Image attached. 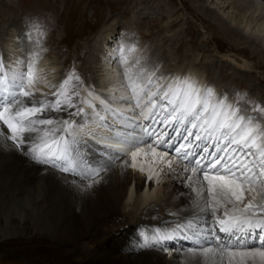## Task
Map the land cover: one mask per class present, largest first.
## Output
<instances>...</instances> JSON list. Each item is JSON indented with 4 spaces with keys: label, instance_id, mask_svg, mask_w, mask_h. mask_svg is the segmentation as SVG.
<instances>
[{
    "label": "snow or ice",
    "instance_id": "6c2138e0",
    "mask_svg": "<svg viewBox=\"0 0 264 264\" xmlns=\"http://www.w3.org/2000/svg\"><path fill=\"white\" fill-rule=\"evenodd\" d=\"M33 31L44 35L38 23L25 35ZM22 51L12 61L0 54V151L19 152L45 173L65 174L66 182L78 178L84 189L103 183L117 163L136 169L138 159L148 160L146 182L175 177L189 190L178 196L195 195L189 215L183 206L169 211L175 218L169 230L137 248L159 244L196 264H264V126L239 107L246 94L232 101L190 76L165 75L127 55L117 58L121 79L110 96L85 85L75 69L58 84L45 83L55 89L45 93L37 87L45 80L38 68L45 49L37 41ZM85 128L116 147L79 139L77 129ZM172 240L188 247L162 243Z\"/></svg>",
    "mask_w": 264,
    "mask_h": 264
},
{
    "label": "rangeland",
    "instance_id": "374dc122",
    "mask_svg": "<svg viewBox=\"0 0 264 264\" xmlns=\"http://www.w3.org/2000/svg\"><path fill=\"white\" fill-rule=\"evenodd\" d=\"M181 1L0 0V54H3V58L5 56L6 59H8L6 56L8 52H10L9 57L11 55L13 56V54L19 57L24 54L22 49L26 48L30 52L35 47L36 42L39 41L45 51L41 52L38 68L41 71V75L45 77V80L37 85L38 88L44 91L43 87L47 88L44 86L45 83L58 84L70 70L75 69L82 77L85 85L95 86L97 82L100 89H97L98 87L96 86L94 88L102 96L107 97L110 94L106 91V86L109 83L110 85L116 84L121 79L118 74L120 67L117 63L118 57L127 55L130 61H135L139 58L142 63L158 68L160 73H164L165 75L174 73L182 64L172 44L173 37H176L180 40V45L187 49V54L189 53L187 61L192 59L194 61L193 63L202 64V67L197 65L199 72L201 74L203 73L202 75H208L212 71V80L208 78L205 80L210 81L212 85L214 84L216 86L215 91L217 94L226 95L232 101H236L237 93L246 94L243 99L239 100V107L244 110L245 115L255 117L264 126V113L254 112L252 109L255 105L247 101L248 98L249 100L252 98L261 107H264V83L257 85V81H255L258 89H256L257 91H253V86H250L248 82L242 81L241 75L244 72H248L250 76L259 77L264 82L262 70L255 66L256 61L264 62V47L262 48L260 46L262 43L257 44V42L256 45H253L256 51L253 58H248V56L240 52L242 46H244L242 42H237V45L239 44L238 47L230 46L225 39L217 38L210 33L212 31L200 25L202 18H205L204 20L207 23H212L213 20L212 18L210 19L212 16L210 15L211 13L208 11H203L202 13L197 11L193 6V1L183 0L186 1V4H182ZM212 1L218 3L221 0ZM243 1H251L257 7L259 6V9L255 10L254 16L252 14L250 15L251 10L253 11L254 8L246 12V16L249 15L255 22H262L260 32L258 31L259 33H256L259 39H264V8L260 9L262 1ZM210 2V0H207L205 3L207 7H210L211 10H216L218 15L220 14L224 20L231 22V19L229 20L227 15H230L234 9L230 7L225 8L227 2L224 3L225 6L223 5L226 14H223V10H219L216 7L217 5ZM189 9H193L195 14L193 12L191 13ZM196 17H202L200 22ZM12 18L16 20V23L10 26L9 24ZM33 22L43 27L44 35H40L35 31L31 33V38L25 35V29L30 28ZM128 24L132 29H137V34L128 33L126 26ZM242 26H244V23ZM108 30H112V34L107 38L106 35L108 33L106 34V32ZM141 33H149L151 35L149 36L150 39L142 38ZM247 35L246 37H249V34ZM197 39H200L199 42L203 41L202 43L207 45L209 53H204L202 49L197 48L195 44V40ZM133 41L135 45L138 42L141 46L146 44L145 46H148L151 50H138L134 46V51L121 53L115 51L121 46L125 49L131 45L133 46ZM82 48H86L88 51H79ZM217 49L223 52L217 51ZM99 53H105L104 57H106V60L104 62L94 60L95 56H98ZM109 54L110 56H114L110 61H108L110 58ZM209 55H212V57ZM230 55H233V57ZM81 57H83V60H81ZM217 59L222 61H216ZM100 62L106 69H109L107 71L109 77H105L107 80L102 78L101 67L98 64ZM184 64L186 63L182 65ZM241 64H243L242 68L239 67ZM222 74L237 78L239 81L237 83L234 81V83L229 84L228 80L222 81L220 79ZM50 90L54 91L55 89ZM92 140L98 141L103 145L106 143L99 138H92ZM143 173V176L146 177L145 172ZM152 181L161 184L170 183L168 179L162 177L159 179L153 177ZM4 188V186H0L1 191ZM4 197H7V193L5 192L0 194L2 201L5 200ZM11 206L14 207V204H11ZM144 207L145 205H142L140 198L133 194L130 203L124 208L133 211L138 209L136 214L138 215ZM51 221L54 222L53 220ZM48 234L45 231L29 235L27 230L0 225V264L90 263L87 258H72L66 256L57 242ZM34 238L47 239L50 245H46L44 249V245H38ZM185 247H188L187 242L179 241L178 246L175 248Z\"/></svg>",
    "mask_w": 264,
    "mask_h": 264
},
{
    "label": "bare ground",
    "instance_id": "6f19581e",
    "mask_svg": "<svg viewBox=\"0 0 264 264\" xmlns=\"http://www.w3.org/2000/svg\"><path fill=\"white\" fill-rule=\"evenodd\" d=\"M189 1H193V6L197 11L201 13L208 11L212 15L210 17L207 14L210 19L212 18V23H207L204 20L205 18L196 17L199 22L202 18L200 25L212 31L209 32L217 38L225 39L230 46L238 47L239 44L237 45V42H242L244 46H242L240 52L243 55L248 56V58L250 57V59L253 58L256 51L253 45H256L257 42V44L262 43L260 46L264 47V39H259L256 33L260 30L262 22H255L249 15L246 16V12H249L251 8H254L250 12V15L252 14L253 16L255 10L259 9V6L257 7L251 1L229 0L227 2V0H221L217 3L210 0V3L217 5L216 7L219 10H223V14H226L224 10L225 2H227L225 8L230 7L234 9L230 15H227L229 20L231 19V22L224 20L220 14L218 15L216 10H211L210 7H207L205 4L207 0ZM258 1H262L260 9H263L264 0ZM181 3L186 4V1L182 0ZM189 10L195 14L193 9ZM14 23H16V20L12 18L9 25L12 26ZM243 23L244 26L241 27ZM129 24L126 25L128 33L137 34V29H132ZM172 24L174 25V23ZM111 31H105L106 34L108 33L106 35L107 38L112 34ZM247 34H249V37H246L248 36ZM140 35L142 38H149L151 36L149 33H141ZM173 40L172 44L175 47H173L175 53L178 55L180 62L186 64H181L174 73L166 75L190 76L199 85L211 86L215 90L216 86L212 85L210 81L205 80L207 78L212 80V69L210 73L208 72V75H202L203 73L201 74L198 70V66L200 67L202 64L193 63L192 59L187 61L189 54H187V49L180 45L178 38L173 37ZM199 40H195L197 48L202 49L204 53H209L207 45L202 43L203 41L199 42ZM133 45L138 50H151L148 46H145L146 44L143 46L139 45V42L135 45L133 41ZM79 51L84 52L88 51V49L82 48ZM217 51L223 52L218 49ZM104 54L99 53V57L95 56L94 60L104 62L106 60ZM9 55L10 52L6 55L8 59L4 56L6 61H12L18 56L13 54V56L9 57ZM209 56L212 57V55ZM230 56L233 57V55ZM113 57V55L110 58L108 57V61L111 58L113 59ZM81 60H83V57H81ZM216 61L222 60L217 59ZM101 62L98 64L101 67L102 78H105L109 74L107 73L109 69L101 65ZM255 66L262 70L264 74V62L256 61ZM239 67L242 68L243 64L239 65ZM241 75L242 81L248 82L250 86H253V91L258 89L255 81H257V85L264 83L259 77L250 76L248 72H244ZM106 78L105 80H107ZM220 79L222 81L228 80L229 84L239 81L237 78L224 76L223 74L220 76ZM116 85L117 83L111 85L109 83L106 86V91L110 95L114 94ZM95 86L98 87L97 89H100L97 82ZM43 89L45 93L51 92L50 89L44 87ZM221 96L223 95L221 94ZM49 98L52 97L49 95ZM247 101H254V99L251 98L249 100L248 98ZM52 115L55 116L56 114L52 113ZM89 130V128H85L83 131L77 129L76 135L79 139L90 141L98 146L108 145L106 143L103 145L98 141L92 140V138H101L99 135L89 137L87 134ZM95 131L99 132L100 130L96 129ZM107 147L115 148L116 145H108ZM0 158H2L0 160V186L5 187L2 189L3 191L0 190V194L7 193V197H4L5 200L2 201L0 199V225L27 230L29 235L47 231L66 256L87 258L90 261L89 264H196L195 259L185 255L183 252L161 251L159 244L148 248L136 247L137 245L146 243L148 236L169 230L172 220L175 219L169 216V211H175L183 206L182 215H189L191 212L189 201L195 195L194 193H190L186 196H178L177 193H184L189 190L186 186H181L175 177L171 179L165 178L170 181V183L166 184L155 181L146 182L148 160L138 159L136 169L130 166L122 168L117 163L113 166L112 172L107 174V178L103 183L96 184L91 189H84L79 187L80 180L78 178L69 177L68 182H66L65 174L57 171L45 173L42 171V165L35 164L19 152L3 150L0 151ZM128 163L129 165L131 164L130 159ZM141 165L146 169V177L143 176V172L138 170ZM161 177L163 178V174ZM73 180L75 182H72ZM85 183L87 182L85 181ZM133 194L140 198L142 205H145L142 211H138V215H136L138 209L133 211L124 208L130 203ZM11 204H14V207ZM34 239L38 245H44V249L46 245H50L47 239ZM179 241L181 240L163 241L162 243L166 248L172 249L178 246ZM71 264L82 263L73 262Z\"/></svg>",
    "mask_w": 264,
    "mask_h": 264
}]
</instances>
